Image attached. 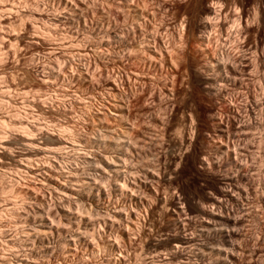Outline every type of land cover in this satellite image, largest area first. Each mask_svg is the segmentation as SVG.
I'll list each match as a JSON object with an SVG mask.
<instances>
[{"label": "clouds", "instance_id": "1", "mask_svg": "<svg viewBox=\"0 0 264 264\" xmlns=\"http://www.w3.org/2000/svg\"><path fill=\"white\" fill-rule=\"evenodd\" d=\"M203 3L0 0V264H264V0ZM130 62L154 70L149 84ZM182 66L235 116L226 150L197 144L193 89L171 87ZM190 152L235 200L194 205L214 219L198 230L185 216L186 247L163 213L148 220L141 185L178 195L150 176Z\"/></svg>", "mask_w": 264, "mask_h": 264}, {"label": "rangeland", "instance_id": "2", "mask_svg": "<svg viewBox=\"0 0 264 264\" xmlns=\"http://www.w3.org/2000/svg\"><path fill=\"white\" fill-rule=\"evenodd\" d=\"M203 4L205 6L209 5V7H210L211 0H204ZM213 12H214V9H213ZM5 23H7V21H5ZM258 43H260L261 45L264 43V32L261 33L260 38L258 40ZM195 58L196 57L194 56L193 59H195ZM159 65H160V63L158 64V66ZM119 66L120 67H126V70H128V71L146 73V75L142 78V83L144 82V84H146V85L150 83L149 76L156 74L153 69H148V68H146L145 65H140L137 63H133V62H130L127 66H124V65H119ZM161 70H163V69H161ZM177 73H182V71H178ZM171 87H174L178 94L188 92L189 88L193 89V92L188 93V96L182 97V103L184 101H187L188 97H191L193 100L196 101V103L199 106L197 115L199 117V120L201 121V127H202L203 131H202V134L198 137L197 144L201 145V146H205V147H214V146H216V144L218 146H220V142L222 143L223 139L217 135V133L219 134V129H218L219 126L216 123L217 121L219 122L220 119L219 120L213 119L212 115H210V114H214L216 112H221L223 117H227L228 115H229L228 117H233L231 112H229L228 108L225 107V104L224 103H219L216 105L208 104L206 102V100L199 95V89H200L201 85L198 83H188L186 81V79L182 76V74L177 75L176 73H173V83H172ZM177 111H179V108H177ZM173 115H175V112L173 113ZM216 127L218 130L216 129ZM225 129H227V130H224V129L223 130L225 131V133L227 131V133H226L227 135L228 134H231V136L233 135L234 130H231L228 128H225ZM203 133H207V135H204ZM215 135H217V136L215 137ZM218 146H216V147H218ZM187 155H185L186 160H184L183 163L180 162V160H179L180 156L179 155H176V156L170 158V160L167 162L168 166H166L164 168L165 175L161 178H156V179L160 180L162 188L166 189L168 187V183H170L171 187L176 192H178L179 195H173L170 199H172L175 196L174 197L175 202L176 203L179 202V205H181L180 208H183V214H181L179 216V220H181L183 222L185 216L192 217V220L188 224L189 228L191 229V228L195 227L198 230H200L202 228H200L199 225H200L201 219L203 217L200 213V210L203 208H200L199 211H196V209L194 208V205H197L198 202H203L204 204H211L212 205V202H213L212 198H214L216 196L210 195V193L216 192L215 194H217L218 190L221 188L219 186L220 184H218V183H220V180L218 177H212L209 175L201 177L202 176L201 174H197L196 171H199L201 173L203 172V171H201L202 169L200 167L202 162H200L198 157L194 156L193 153H191V152L189 154L187 153ZM177 169H178V171H177ZM169 173H171L173 176L170 181H169V177H168ZM202 178H204V179H202ZM215 178H216V180H215ZM166 181L168 183H166ZM148 184H150V183H148ZM150 185H152V184H150ZM183 195L186 198H184ZM176 197L177 198L179 197V199H182V200L178 201L179 199H177ZM170 199H167V202L170 203L171 202ZM185 200H187V201L185 202ZM223 200H225V199H223ZM180 202L182 204H180ZM143 203H144L143 204L144 206L139 207L138 210L140 208H145L147 206V201H143ZM152 208L153 209L148 210V212L147 211L145 212V215L148 217V220L152 221L155 216H157L160 213H163L166 223H165L164 227L161 228V231L166 232L169 239L174 237L175 236L174 234L177 233V232L175 233V231H177V230H176V228L175 229L173 228V227H175V226H173L174 222L172 221L174 217H172L171 213L169 212V214H166V213H168V212H166L167 211L166 208H165L166 211L163 212L165 209H163L164 207L162 205H158L156 207L154 205ZM170 216L172 217V220H171ZM209 227H211V225H209ZM145 243L147 246L148 244L151 243V241L146 240ZM164 243L167 244L168 242L165 241ZM170 246L171 245H169V247ZM158 250H162V248H160L158 246ZM186 259L187 258L184 256L183 253L179 256H173L172 257L173 264H183V262Z\"/></svg>", "mask_w": 264, "mask_h": 264}, {"label": "bare ground", "instance_id": "3", "mask_svg": "<svg viewBox=\"0 0 264 264\" xmlns=\"http://www.w3.org/2000/svg\"><path fill=\"white\" fill-rule=\"evenodd\" d=\"M208 6V7H207ZM207 6H205L204 4H203V11L204 12H207V13H209V14H212V12H213V8H211V7H209V5H207ZM259 44V47L260 48H263L264 46V43L261 45L260 43H258ZM211 58V57H210ZM160 59H162V58H158V59H156V60H154V61H149V65H151V64H155V65H157L158 66V64L160 63ZM168 63L170 64L171 63V57H169L168 58ZM146 66V68H148V69H152L151 67H149L148 65H145ZM167 65H165V67H166ZM143 67V66H142ZM145 68V67H144ZM130 69V68H129ZM161 69H163V68H161ZM162 72H163V70H161ZM178 71H182V73L181 74H183V73H188L189 74V77H191V70H190V68L188 67V66H182V67H180V68H177L176 69V72H178ZM208 71H211V69H208ZM185 79H186V81L188 82V83H198V84H200L201 85V82L199 81V80H197V79H195L194 77H191V78H188V77H185L184 75H182ZM142 78L143 77H137V79H140L141 80V82H142ZM144 83V82H143ZM173 83V82H172ZM192 85V84H191ZM202 86V85H201ZM113 87H114V85H113ZM226 103V102H225ZM109 108L113 111V112H119V111H123V109H120V108H112V106L111 105H109ZM227 109V108H226ZM229 110V109H228ZM229 112H230V110H229ZM228 113V112H227ZM229 116V115H228ZM224 117L223 119H218L219 120V122L217 121L216 123L218 124V126H219V134L217 133V135L219 136V137H221L222 139H223V142L221 143L220 142V146H218L217 144H216V146H218V147H216V146H214L215 148H217V149H219V150H226V147H227V141H228V139H229V137L231 136V134H226L227 133V131H226V133H225V131L224 130H227V129H225V128H228V129H231V130H235L236 129V118H235V116H233V117ZM216 129H217V127H216ZM217 129V130H218ZM224 129V130H223ZM231 132V131H230ZM217 135H215V137L217 136ZM221 139V140H222ZM219 144V143H218ZM189 154V153H188ZM187 155V154H186ZM180 156V155H179ZM188 156V155H187ZM179 160H180V162H182L183 163V161L184 160H186V156L185 155H183V156H180V158H179ZM179 163V162H178ZM178 167V166H177ZM176 167V168H177ZM201 167V166H200ZM175 170V169H174ZM202 171V170H201ZM196 173L197 174H201L202 176L201 177H203V176H206L207 174H205L204 172H199V171H196ZM197 176V175H196ZM173 177V176H172ZM208 177V176H207ZM199 178V177H198ZM150 179H156V178H153V177H151L150 176ZM202 179H204V178H202ZM215 180H216V178H215ZM214 181V180H213ZM216 182V181H215ZM151 184V183H150ZM150 184H142L141 185V187H142V189L146 192V193H148L150 196H153V197H155L156 198V203H155V207L156 206H158V205H162L164 208L163 209H167V211H166V209L163 211V212H168V213H166V214H169V212L171 213V215H172V217H174L173 218V220H172V217H171V220L174 222V225L173 226H175V227H173L174 229L176 228V230L177 231H175V233L176 234H174L175 236L174 237H172L170 240L172 241V242H174V243H178V244H181V245H183V246H190L191 244H192V241L191 240H188L184 235H183V229H184V227H185V225H184V223L181 221V220H179V216L181 215V214H183V208H180L181 207V205H179V202L178 203H176L175 202V199H174V197L172 198V199H170L171 200V202L169 203V202H167V199H165V197L164 196H162L161 194H160V192H159V190L158 189H156V188H154L152 185H150ZM218 184H220V183H218ZM216 185V184H215ZM183 188V187H182ZM220 188V187H219ZM186 193V192H185ZM216 193V192H215ZM214 193V195L216 196V197H219L220 199L219 200H217V199H215V197L214 198H212L213 200V202H212V205H217V206H219L220 205V203H221V201H225L226 203H225V207H227L228 206V204H230L232 201H234L235 200V197L232 195V193L231 192H227V191H224V190H222L221 188L218 190V192H217V194H215ZM182 194V193H181ZM179 195V194H178ZM184 196V195H183ZM190 196V195H189ZM231 197V199H229ZM177 198V197H176ZM184 198H186L185 196H184ZM177 199H179V197L177 198ZM223 199H225V200H223ZM169 200V201H170ZM180 200H182V199H179L178 201H180ZM144 201H146V200H144ZM187 200H185V202H186ZM189 201V200H188ZM148 203V202H147ZM132 204H133V206L134 207H136L137 208V210H138V208L139 207H143L144 205V203H143V201H141V199L139 198V197H137V196H135V195H133L132 196ZM180 204H182L181 202H180ZM185 204V203H184ZM162 208V207H161ZM153 209V208H152ZM148 212V211H147ZM200 213H201V215L203 216L202 217V219H201V222H200V225H199V227L200 228H202V226H208L209 227V221L210 220H212V219H214V217H213V215H212V213L211 212H208V211H205L204 209H201L200 210ZM131 216H132V219L133 220H135V218H136V212L135 211H133L132 213H131ZM216 219H219V217H216ZM172 222V223H173ZM191 225V224H190ZM134 226V225H133ZM188 227H189V225H188ZM201 230V229H200ZM172 236V235H171ZM182 253H176V255L175 256H179V255H181ZM177 258V257H176Z\"/></svg>", "mask_w": 264, "mask_h": 264}]
</instances>
